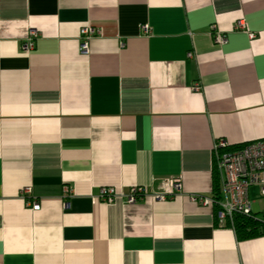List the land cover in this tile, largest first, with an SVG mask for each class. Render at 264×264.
Instances as JSON below:
<instances>
[{"label": "crops", "instance_id": "1", "mask_svg": "<svg viewBox=\"0 0 264 264\" xmlns=\"http://www.w3.org/2000/svg\"><path fill=\"white\" fill-rule=\"evenodd\" d=\"M218 139H264V0H0V264H264V234L190 199H226Z\"/></svg>", "mask_w": 264, "mask_h": 264}, {"label": "built area", "instance_id": "2", "mask_svg": "<svg viewBox=\"0 0 264 264\" xmlns=\"http://www.w3.org/2000/svg\"><path fill=\"white\" fill-rule=\"evenodd\" d=\"M146 30V26L143 25ZM235 28L247 33L249 38H253L255 33L250 31L244 19L237 20ZM95 28L84 26L81 29L82 40L79 44V50L83 54L89 52V39L96 33ZM36 31L30 30L27 38L22 43L23 49L28 52L34 46V38ZM216 42H226V35L221 31L213 32ZM214 164L222 171V188L225 192L226 199L222 203H218L213 197H206L192 194L190 199L200 204L217 203V219L220 224L228 221L233 226L235 214L250 216L253 214L251 210V202L248 197V188L251 185H258L260 193L264 195V139L254 140L238 146H232L225 140L218 139L214 143ZM169 189H163L152 194V197L158 200L175 196L181 190V179L178 177L170 178ZM67 190V188H65ZM26 192L28 190H25ZM147 193L139 186H133L125 195L127 203H134L138 199L145 197ZM124 195L112 186L102 187L99 195L95 200L99 199L105 203L113 202L117 198ZM40 207L37 201L31 202V208L38 210ZM258 216L264 220V211Z\"/></svg>", "mask_w": 264, "mask_h": 264}, {"label": "trees", "instance_id": "3", "mask_svg": "<svg viewBox=\"0 0 264 264\" xmlns=\"http://www.w3.org/2000/svg\"><path fill=\"white\" fill-rule=\"evenodd\" d=\"M233 228L239 238L253 237L264 234V220L255 213L250 216L235 214Z\"/></svg>", "mask_w": 264, "mask_h": 264}]
</instances>
